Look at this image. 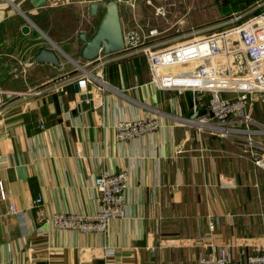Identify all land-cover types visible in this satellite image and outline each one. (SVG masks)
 <instances>
[{"label": "crops", "instance_id": "0c3cea01", "mask_svg": "<svg viewBox=\"0 0 264 264\" xmlns=\"http://www.w3.org/2000/svg\"><path fill=\"white\" fill-rule=\"evenodd\" d=\"M130 1H120L121 24V2ZM222 1L224 16H230L261 0ZM76 6L87 11L92 32H85L92 34L101 11L90 16L85 0H0V102L6 106L0 116L5 195L0 196V264H198L200 256L226 243L234 245V258L240 247L264 244V171L243 157L238 142L180 121L194 105L206 113L208 93L158 89L150 82L145 57L120 50L109 53L104 68L109 91L91 95L74 84L67 96L26 94L76 76L59 52L60 67L29 64L39 47L53 42L39 39L35 28L44 36L42 27L50 30L59 19L65 21L64 12ZM29 17L37 20L35 28ZM165 32L154 42L170 45L182 39L178 28L171 36ZM150 108L163 112L156 132L126 143L115 139L116 120L147 116ZM263 111L264 101H259L252 114L264 124ZM121 170L129 173L126 215L111 221L105 232L58 230L40 217L57 211L96 212L93 177ZM10 204L19 213H11ZM211 221L215 229L204 236ZM108 247L113 253L104 256Z\"/></svg>", "mask_w": 264, "mask_h": 264}, {"label": "built area", "instance_id": "2783aa9c", "mask_svg": "<svg viewBox=\"0 0 264 264\" xmlns=\"http://www.w3.org/2000/svg\"><path fill=\"white\" fill-rule=\"evenodd\" d=\"M148 2V1H147ZM135 1L131 2L134 6ZM157 15H164L157 8ZM159 32L151 30L144 34L141 28L126 34L123 30L125 48L128 54H141L145 57L150 72V82L158 89L193 93H208V111L200 114L194 105L193 112L180 121L197 126V129L217 134L238 142L244 149L243 157L264 171V124L255 120L253 108L264 101V0L256 2L248 10L232 13L229 18L214 27H190L182 33L179 42L161 45L154 42ZM56 52L58 48L52 43ZM109 54H99L93 60H87L80 73L72 78L63 76L48 89L28 90L26 94L40 95L48 92L59 97L69 94V85H77L79 90L92 95L111 89L105 79L104 68L110 62ZM182 65L183 69L167 71L171 66ZM79 66V65H78ZM11 96L10 93H8ZM84 101H89L85 97ZM5 100L0 102V116L5 111ZM158 109L150 108L147 116L121 118L114 122L113 130L118 142L133 141L150 136L161 127ZM43 129L45 122L39 121ZM93 187L97 192L96 212L84 214L74 211H57L48 220L53 228L75 231L82 234H101L109 223L126 215L124 194L129 185V173L103 172L93 177ZM0 196L5 199L2 185ZM40 199L36 200L39 203ZM9 211L19 213L13 205ZM209 236L215 229V222L208 223ZM234 245L226 243L212 248L209 253L199 257L198 264H264V244L250 249L239 248L238 258L232 255ZM113 248H104L103 255L111 256Z\"/></svg>", "mask_w": 264, "mask_h": 264}, {"label": "rangeland", "instance_id": "374dc122", "mask_svg": "<svg viewBox=\"0 0 264 264\" xmlns=\"http://www.w3.org/2000/svg\"><path fill=\"white\" fill-rule=\"evenodd\" d=\"M132 1H135L134 6L130 5ZM222 3V0H145V2L142 0H131L126 4L121 2L123 30L126 34L135 32L138 27L141 28L144 34H148L151 30H156L158 32L165 30L166 32L164 35L171 36L172 32L175 33L176 28H178L183 33L185 29L190 26H196V24L200 25L212 21H226L229 16H224ZM157 8H162L164 15H156L155 12ZM69 11V14H67L68 12L66 11L64 12L66 20L64 21L62 19L61 21L59 19V24L51 25L50 30L47 27H42V31L45 33L43 34L44 36H42L32 24L34 20L37 21L36 19L33 18L32 20V18L29 17L26 20L32 28H35L36 35H39V39L42 38L43 41L48 43L49 41H53V43L59 47L61 50V52L59 51L61 61L69 65L79 74L80 67L83 66L88 69L89 66L85 65L86 62L84 60L78 58L82 44L77 40L76 34L80 28L91 33L92 30L90 29L92 24L91 19L87 15V11H81L77 6ZM178 21H182L183 23H181V25L177 24V26L174 25V23ZM50 31H52L51 34ZM47 37H49L50 40H48ZM64 55L71 57L74 62L76 61L77 65ZM261 114L264 115V111ZM258 116H260V114ZM258 122L263 123L260 120H258Z\"/></svg>", "mask_w": 264, "mask_h": 264}, {"label": "water", "instance_id": "95a60500", "mask_svg": "<svg viewBox=\"0 0 264 264\" xmlns=\"http://www.w3.org/2000/svg\"><path fill=\"white\" fill-rule=\"evenodd\" d=\"M88 2V14L95 16L100 13L95 30L88 35L81 30L77 33L82 43L78 58L89 61L99 54H109L125 48L123 28L120 20L119 6L121 0H85ZM24 15V14H23ZM25 16V15H24ZM50 63L60 67L59 55L53 47L41 46L31 56L29 64Z\"/></svg>", "mask_w": 264, "mask_h": 264}, {"label": "bare ground", "instance_id": "6f19581e", "mask_svg": "<svg viewBox=\"0 0 264 264\" xmlns=\"http://www.w3.org/2000/svg\"><path fill=\"white\" fill-rule=\"evenodd\" d=\"M52 42V41H51ZM53 43V42H52ZM53 44H55V43H53ZM58 49H59V47L57 46V45H55ZM55 49V48H54ZM57 49V50H58ZM59 51L61 52V50L59 49ZM65 56V55H64ZM65 57H67L70 61H72L74 64H76L77 65V63H76V61L74 62V60L71 58V57H69V56H65Z\"/></svg>", "mask_w": 264, "mask_h": 264}]
</instances>
